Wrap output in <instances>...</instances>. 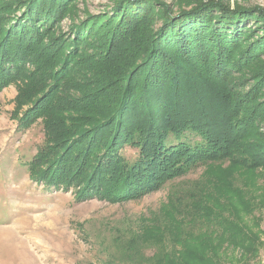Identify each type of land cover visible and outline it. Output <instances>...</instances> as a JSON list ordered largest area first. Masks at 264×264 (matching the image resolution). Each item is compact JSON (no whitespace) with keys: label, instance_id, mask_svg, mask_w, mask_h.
<instances>
[{"label":"trees","instance_id":"obj_1","mask_svg":"<svg viewBox=\"0 0 264 264\" xmlns=\"http://www.w3.org/2000/svg\"><path fill=\"white\" fill-rule=\"evenodd\" d=\"M79 2L0 0V90L16 83L19 131L43 124L32 181L72 190L77 202L115 203L199 165L264 170V7L117 0L78 16ZM212 186L213 197L188 199L201 222L237 241L223 217L233 205L220 198L235 189L227 179ZM202 235L178 232L185 261L172 264L204 259Z\"/></svg>","mask_w":264,"mask_h":264},{"label":"rangeland","instance_id":"obj_2","mask_svg":"<svg viewBox=\"0 0 264 264\" xmlns=\"http://www.w3.org/2000/svg\"><path fill=\"white\" fill-rule=\"evenodd\" d=\"M116 1L80 0L76 13H102L111 10ZM164 1L175 4L179 0ZM227 1L231 6L264 7V0ZM16 95V83L0 90V264L184 262V245L179 239H187L189 231L203 233L208 255L189 258L187 264H264V170L241 171L226 163L214 168L216 172H207L199 165L137 199L77 202L72 190H47L30 179L27 163L43 144V124L39 119L18 130L12 117ZM122 153L132 161L137 150L126 145ZM210 179L213 183L230 180L235 189L220 198L224 205H233L229 209L235 215L226 211L223 217L227 227H232L229 230H240L237 241L199 218L193 199L200 195L198 204L213 197ZM192 194L195 197L188 199ZM198 241L190 247H199Z\"/></svg>","mask_w":264,"mask_h":264}]
</instances>
